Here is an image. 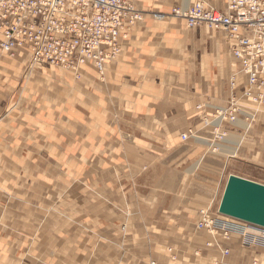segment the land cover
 Masks as SVG:
<instances>
[{
	"label": "crops",
	"instance_id": "obj_1",
	"mask_svg": "<svg viewBox=\"0 0 264 264\" xmlns=\"http://www.w3.org/2000/svg\"><path fill=\"white\" fill-rule=\"evenodd\" d=\"M133 1L145 21L104 76L0 52V264H195L197 251L198 264L221 261L198 214L218 212L229 177L246 179L238 169L264 171V114L225 123L210 154L205 120L240 97V62L222 33L152 16L196 0ZM191 129L198 138L183 141ZM224 247L221 264H264V247L238 235Z\"/></svg>",
	"mask_w": 264,
	"mask_h": 264
},
{
	"label": "built area",
	"instance_id": "obj_2",
	"mask_svg": "<svg viewBox=\"0 0 264 264\" xmlns=\"http://www.w3.org/2000/svg\"><path fill=\"white\" fill-rule=\"evenodd\" d=\"M152 16L158 21L183 19L190 29L206 27L222 33L225 45L241 63L230 85L235 90L238 76L246 77L241 90L246 104L233 96L228 106L216 109L212 120H205L212 128L213 138L205 140L209 152L219 154L227 136L224 123L234 124L243 114L251 124L264 110V0H227L225 11L196 0L187 9L176 7L170 14ZM144 21V12L133 0H0V52L12 58L27 52L33 65L62 68L76 80L86 67L104 76L108 64L122 55L129 33ZM198 136L191 129L182 140ZM196 228L210 236L206 246L219 250L222 259L230 255L224 245L234 235L245 245L264 247V228L223 216L219 210L201 209Z\"/></svg>",
	"mask_w": 264,
	"mask_h": 264
},
{
	"label": "water",
	"instance_id": "obj_3",
	"mask_svg": "<svg viewBox=\"0 0 264 264\" xmlns=\"http://www.w3.org/2000/svg\"><path fill=\"white\" fill-rule=\"evenodd\" d=\"M219 213L264 228V185L231 175Z\"/></svg>",
	"mask_w": 264,
	"mask_h": 264
},
{
	"label": "rangeland",
	"instance_id": "obj_4",
	"mask_svg": "<svg viewBox=\"0 0 264 264\" xmlns=\"http://www.w3.org/2000/svg\"><path fill=\"white\" fill-rule=\"evenodd\" d=\"M9 57V56H8ZM16 58V57H15ZM208 139H212V134L207 137ZM209 148V147H208ZM210 153V152H209ZM210 154H213V153H210ZM213 155H216V154H213ZM238 171L240 173H243L246 175V179H249V180H252L254 182H257V183H260V184H263L264 185V171L263 170H259L255 167H247L246 170H243V169H238ZM207 247V246H206ZM209 248V247H207ZM209 249H214V251H216L217 249L216 248H209ZM168 251V250H166ZM219 252V250H217ZM199 254H198V257H195V259H197V261H195L196 263L195 264H198V260L201 259V257L199 258L200 256V251H197ZM161 254H164V251H162ZM196 255V253H195ZM197 256V255H196ZM202 256V255H201ZM216 260H218L220 262V259L218 258H215ZM225 259V258H224ZM223 259L221 258V261ZM154 262H146V263H142V264H153ZM156 264V263H155ZM161 264H175L173 262H171L170 260H166L165 263H161ZM190 264H193V263H190ZM221 264V262H220Z\"/></svg>",
	"mask_w": 264,
	"mask_h": 264
},
{
	"label": "bare ground",
	"instance_id": "obj_5",
	"mask_svg": "<svg viewBox=\"0 0 264 264\" xmlns=\"http://www.w3.org/2000/svg\"><path fill=\"white\" fill-rule=\"evenodd\" d=\"M204 28H206V27H204ZM189 29H190V28H189ZM207 29H208V28H207ZM213 31H214V30H213ZM229 52H230V50H229ZM230 53H231V52H230ZM231 55H232V53H231ZM232 56H233V55H232ZM233 57H234V56H233ZM240 64H241V63H240ZM235 74H236V73H235ZM233 75H234V74H233ZM233 75H232V76H233ZM232 76H231V78H232ZM240 76H242V77H244V78L246 79V77L243 76V75H239L238 78H239ZM231 78H230V80H231ZM238 78H237V81H238ZM246 81H247V79H246ZM240 93H241V94H240V97L237 96V92H236L235 94H233V96L236 97L237 100H240L241 102L244 103L245 101H243V100L241 99V97H242V92L240 91ZM233 96H232V97H233ZM232 97H231V98H232ZM230 101H231V100H230ZM220 109H221V108H220ZM258 113H260V114H259V116H260L261 114H264V110H263L262 112L259 111ZM244 120H245L246 122H249L248 120H246V117L244 118ZM238 122H240V121H238ZM238 122H236V123H234V124H237ZM227 123H228V122H226V124H227ZM224 124H225V123H224ZM224 124H223V125H224ZM231 124H232V123H231ZM249 124H250V122H249ZM223 125H222V128H223ZM227 135H228V133H227ZM226 138H227V136L225 137V141H226ZM225 141H224V142H225ZM255 261H257V260H255ZM258 261H259V260H258ZM261 263H262V262H261Z\"/></svg>",
	"mask_w": 264,
	"mask_h": 264
}]
</instances>
